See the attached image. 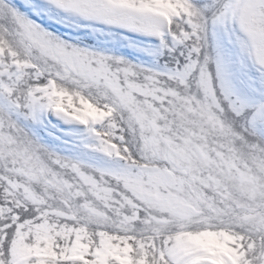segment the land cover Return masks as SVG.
Here are the masks:
<instances>
[{"label": "snow or ice", "instance_id": "6c2138e0", "mask_svg": "<svg viewBox=\"0 0 264 264\" xmlns=\"http://www.w3.org/2000/svg\"><path fill=\"white\" fill-rule=\"evenodd\" d=\"M0 264H264V0H0Z\"/></svg>", "mask_w": 264, "mask_h": 264}]
</instances>
